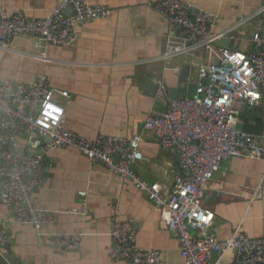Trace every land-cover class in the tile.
Segmentation results:
<instances>
[{
  "label": "crops",
  "instance_id": "0c3cea01",
  "mask_svg": "<svg viewBox=\"0 0 264 264\" xmlns=\"http://www.w3.org/2000/svg\"><path fill=\"white\" fill-rule=\"evenodd\" d=\"M61 0H0V7L22 11L28 18L48 16ZM91 5L111 10L107 18L77 25L76 41L67 47L46 46L34 38L18 37L13 52L0 51L3 76L25 83L45 75L65 107L68 131L94 137L98 134L120 138L143 133L144 158L135 165L143 179L159 183L168 194L174 186L178 152L166 150L151 132H144L148 116L163 115L169 97L181 99L195 92L200 61L162 58L167 47L168 21L150 5L160 0H88ZM217 16V31H224L247 18L237 32L241 51L251 48L249 39L262 26L264 0H184ZM223 46H229L225 39ZM46 55L48 61L40 58ZM178 69V72L176 70ZM164 87L159 92L158 85ZM240 129L249 128L264 147V99L240 117ZM36 146L20 140L31 155H44L42 188L35 195L37 207L53 213L58 221L46 225L49 233L84 235L83 248L56 254L38 243L35 229L15 222L0 200V222L6 225L16 263L27 264H129L114 262L109 251L111 219L116 207L124 220L137 228L141 249L161 250L168 264H184L180 245L162 223L155 204L129 181L105 167L91 165L85 155L71 148H51L50 135L40 137ZM85 192V196L81 193ZM204 205L214 215L212 233L219 240L230 238L237 229L253 239L264 238V161L231 158L215 174ZM85 213L84 215L73 214ZM212 264H238L234 252L215 254Z\"/></svg>",
  "mask_w": 264,
  "mask_h": 264
},
{
  "label": "built area",
  "instance_id": "2783aa9c",
  "mask_svg": "<svg viewBox=\"0 0 264 264\" xmlns=\"http://www.w3.org/2000/svg\"><path fill=\"white\" fill-rule=\"evenodd\" d=\"M150 6L168 21L167 47L162 58L188 60L197 55L200 61L194 94L181 99L169 97L166 113L148 116L142 129L153 133L164 149L178 152L171 191L165 194L162 185L135 172V165L144 158L143 133L120 138L68 131L65 107L56 100L57 95L69 98L67 91L54 89L43 74L25 83L8 79L0 71V200L16 223L35 229L40 245L61 255L83 248V234L46 232L44 227L58 219L35 203V195L43 185L44 155L29 154L20 140L32 147L40 137L50 135L49 147L75 149L91 165L105 167L144 193L155 204L167 232L178 240L184 264H212L215 254L228 252L236 254L238 264H264V238L253 239L237 229L230 238L219 240L211 230L215 215L204 205L209 185L226 161H264L259 137L239 127L242 114L264 99V21L249 39L250 50L244 52L238 48L236 32L249 21L247 18L217 31L215 14L184 0H160ZM259 14H264V8ZM110 15V9L91 5L88 0H61L41 19L0 7V51L12 53V42L18 37L34 38L46 46L67 47L76 41L77 25ZM225 39L229 46L221 45ZM38 59L48 61L46 55ZM158 89L165 90L161 84ZM10 218L0 222L3 264H9L4 247ZM137 235L135 225L122 219L115 207L111 259L129 264H168L161 250L141 249Z\"/></svg>",
  "mask_w": 264,
  "mask_h": 264
},
{
  "label": "water",
  "instance_id": "95a60500",
  "mask_svg": "<svg viewBox=\"0 0 264 264\" xmlns=\"http://www.w3.org/2000/svg\"><path fill=\"white\" fill-rule=\"evenodd\" d=\"M37 145V144H36ZM35 145V146H36ZM37 147V146H36ZM5 250H6V252H7V256H8V258H9V264H11V263H16V260H17V256H16V254L12 251V244H11V241H8L7 242V244L5 245ZM21 264H27V263H25L24 261H21L20 262Z\"/></svg>",
  "mask_w": 264,
  "mask_h": 264
},
{
  "label": "trees",
  "instance_id": "16d2710c",
  "mask_svg": "<svg viewBox=\"0 0 264 264\" xmlns=\"http://www.w3.org/2000/svg\"><path fill=\"white\" fill-rule=\"evenodd\" d=\"M242 130H243V129H242ZM244 131H247V132H249V133L253 132V131L250 130L249 128L244 129Z\"/></svg>",
  "mask_w": 264,
  "mask_h": 264
},
{
  "label": "rangeland",
  "instance_id": "374dc122",
  "mask_svg": "<svg viewBox=\"0 0 264 264\" xmlns=\"http://www.w3.org/2000/svg\"><path fill=\"white\" fill-rule=\"evenodd\" d=\"M0 264H3L1 261H0ZM12 264V263H11Z\"/></svg>",
  "mask_w": 264,
  "mask_h": 264
}]
</instances>
